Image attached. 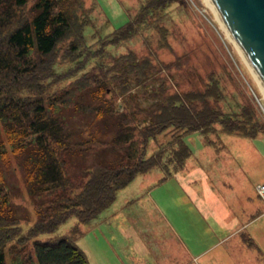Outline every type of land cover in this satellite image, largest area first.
<instances>
[{
  "label": "trees",
  "instance_id": "1",
  "mask_svg": "<svg viewBox=\"0 0 264 264\" xmlns=\"http://www.w3.org/2000/svg\"><path fill=\"white\" fill-rule=\"evenodd\" d=\"M181 1L143 0L121 26L99 35L93 48L86 38L91 14L84 0H0V124L6 137V142L0 140V264H7L5 246L13 239H33L37 264H89L75 242L83 234L79 223L100 218L118 191L139 174L155 167L165 172L164 177L180 171L192 153L186 135L199 132L210 144V135L218 131L249 138L264 134V120L254 101L245 96L233 105L234 97L229 98L213 74L201 89L171 90L158 76L171 64H154L133 51L104 60L107 49L143 32H155L160 46H166L167 31L161 22L167 8ZM145 38L150 40L151 35ZM91 61L103 77L89 81L84 72ZM68 79L72 81L61 92L48 91L53 83ZM147 85L151 87L139 90ZM86 90L93 99L102 97L95 106L97 118L116 119L113 140L133 142L134 148L116 164H96L86 180H75L65 156L75 149L73 131L57 109H78L76 98ZM108 90L110 99L103 97ZM141 96L145 103L139 101ZM160 135L170 138L146 155L149 142ZM6 145L14 155L27 147L32 151L33 158L23 165L25 180L30 195L41 202L35 207L36 220L24 233L13 216L2 172L1 165L9 162ZM47 198L46 203L41 200ZM71 216L79 223L68 233L35 239Z\"/></svg>",
  "mask_w": 264,
  "mask_h": 264
},
{
  "label": "rangeland",
  "instance_id": "2",
  "mask_svg": "<svg viewBox=\"0 0 264 264\" xmlns=\"http://www.w3.org/2000/svg\"><path fill=\"white\" fill-rule=\"evenodd\" d=\"M142 1L84 0L91 14L86 38L94 43L93 48L97 47L99 35L121 26ZM212 6L209 0L172 3L161 22L167 31L166 46H160L155 32H143L107 49L104 60L133 51L139 58L149 57L154 64H171V69L163 68L158 75L171 90L201 89L213 74L229 98L234 97L233 105L247 96L264 120L260 79ZM84 75L89 81L95 76L103 77L95 61L87 64ZM71 81L55 82L48 91L61 92ZM150 87L140 86L139 90ZM103 97L110 99L109 90ZM101 99H93L91 91L86 90L76 98L78 109H57L73 131L71 143L75 149L65 156L75 180H86L96 164H116L134 148L133 142L118 144L113 140L117 130L114 117L97 118L95 106ZM115 100L120 102L119 97ZM139 101L145 103L143 96ZM210 137V144L204 143L199 132L184 137L192 153L176 174L163 179L165 172L159 167L139 174L118 191L100 218L83 224L71 216L53 232L41 233L35 239L66 234L79 223L83 234L75 242L89 264H206L199 258L201 253L207 264H264V199L256 191V185L264 182V134L249 138L218 131ZM169 138L160 135L155 142L150 141L146 155ZM0 140L6 142L1 124ZM6 148L9 162L1 165L2 172L13 216L24 233L36 220L35 207L41 202L30 195L25 180L23 165L33 158L32 151L27 147L22 154L14 155L8 145ZM41 200L46 203L48 198ZM106 213L111 214L107 222ZM32 241L13 239L6 244L7 264H37ZM186 246L193 254L190 260Z\"/></svg>",
  "mask_w": 264,
  "mask_h": 264
},
{
  "label": "water",
  "instance_id": "3",
  "mask_svg": "<svg viewBox=\"0 0 264 264\" xmlns=\"http://www.w3.org/2000/svg\"><path fill=\"white\" fill-rule=\"evenodd\" d=\"M264 84V0H209Z\"/></svg>",
  "mask_w": 264,
  "mask_h": 264
},
{
  "label": "crops",
  "instance_id": "4",
  "mask_svg": "<svg viewBox=\"0 0 264 264\" xmlns=\"http://www.w3.org/2000/svg\"><path fill=\"white\" fill-rule=\"evenodd\" d=\"M185 164H186V163H185ZM144 174H145V173H144ZM175 174H176V173H175ZM173 175H174V174H173ZM163 179H166V177H164ZM137 184H138V183H137ZM141 184H142V181H141ZM159 194H160V192H157V195H159ZM160 199H161V198H160ZM156 201H157V200H156ZM166 201H167V200H164V203H166ZM153 203L156 205V202H155L154 200H153ZM112 208H113V207H112ZM111 210H112V209H111ZM110 216H111V214L108 215V213H106V215H105V220H106V222L109 220V217H110ZM208 249H209V248H208ZM208 249H207V250H208ZM185 250H186V255L189 257V260H190V259L192 258V255H193L192 252L189 250V248H188L187 246L185 247ZM207 250H206V251H207ZM206 251H205V252H206ZM203 256H204L203 253H201V254L199 255V258L202 259V260L207 264V260L204 259Z\"/></svg>",
  "mask_w": 264,
  "mask_h": 264
},
{
  "label": "built area",
  "instance_id": "5",
  "mask_svg": "<svg viewBox=\"0 0 264 264\" xmlns=\"http://www.w3.org/2000/svg\"><path fill=\"white\" fill-rule=\"evenodd\" d=\"M256 189H257L258 194H259L262 198H264V183L258 184V185L256 186Z\"/></svg>",
  "mask_w": 264,
  "mask_h": 264
},
{
  "label": "bare ground",
  "instance_id": "6",
  "mask_svg": "<svg viewBox=\"0 0 264 264\" xmlns=\"http://www.w3.org/2000/svg\"><path fill=\"white\" fill-rule=\"evenodd\" d=\"M211 3V2H210ZM213 7V6H212ZM214 8V7H213ZM215 10V9H214ZM215 12L217 13V15H218V18L220 19V21H221V23H222V20H221V17H220V15L218 14V12L215 10ZM242 53V52H241ZM243 55V54H242ZM244 56V55H243ZM245 58V57H244ZM245 60L247 61V63L249 64V66H251L250 65V63H249V61H248V59L247 58H245ZM253 69V68H252ZM253 72H255L254 71V69H253ZM255 75L257 76V78H258V80L260 79L259 77H258V75L256 74V72H255ZM260 81V83H261V86H262V88H263V91H264V84L261 82V80H259Z\"/></svg>",
  "mask_w": 264,
  "mask_h": 264
}]
</instances>
